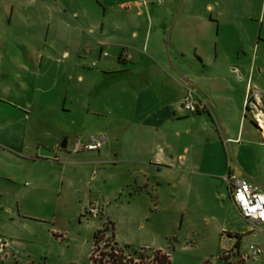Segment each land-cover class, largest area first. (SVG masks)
<instances>
[{"label":"crops","instance_id":"0c3cea01","mask_svg":"<svg viewBox=\"0 0 264 264\" xmlns=\"http://www.w3.org/2000/svg\"><path fill=\"white\" fill-rule=\"evenodd\" d=\"M122 1L119 7L105 6L108 21L103 24L90 23L88 11L80 9L75 15L86 28L75 24L66 12L67 21L59 25L69 34L68 38L62 36L65 48L52 61L61 69L64 66L67 88L65 98L60 100L64 99L65 108L74 85L79 100L72 98L70 103L84 100L82 120L92 123L90 134L76 136L47 116V111L57 109L58 101L38 105V116L33 119L34 98L22 87L20 93L12 95L9 91L0 97V103L22 110L25 116L24 127L20 128V123L14 127L6 118L7 109L0 107V132L12 138L10 144L2 143L22 160L20 181L30 183L34 193L50 187L62 194L69 166L88 167L98 176L112 166L110 160L129 176L121 192L130 197L155 193L158 202L176 201L178 191L186 190L191 198L207 191L210 200L219 201L217 193L223 190L224 202L237 224L229 226L226 218L214 230L231 233L226 250L243 263L244 235L255 230L237 210L226 177L234 174L247 178L264 189V178L253 166L254 148L264 150V130H250L251 138L244 139L246 92H239L229 76L226 56L218 48L211 52L210 39L196 37L200 25L190 28L188 24H176L168 29L161 19L166 9L151 6L153 0ZM124 4L130 7L125 9ZM3 26L1 23L0 29ZM168 30L171 39L174 34L177 37L175 53L169 45L170 56L164 47ZM191 33L195 37L190 61L186 44ZM3 38L0 34L1 47ZM40 53L42 67L45 54ZM188 88L194 91V103L200 99L207 103L205 111L190 114L185 110ZM52 91L48 89V93ZM261 97L264 100V94ZM91 137L105 138L101 150L75 151L78 143H88ZM64 140L66 148H62ZM42 148L51 151L53 157L41 156ZM127 245L132 246V242Z\"/></svg>","mask_w":264,"mask_h":264},{"label":"rangeland","instance_id":"374dc122","mask_svg":"<svg viewBox=\"0 0 264 264\" xmlns=\"http://www.w3.org/2000/svg\"><path fill=\"white\" fill-rule=\"evenodd\" d=\"M147 1L152 3V0ZM122 2L0 0V24H4L0 34L5 43L4 47L0 46V75L4 74L0 78V97L7 96L9 91L12 95L20 93L22 87H26L25 92L33 96L35 102L33 119L38 116V105L58 101L57 109L47 111V116L76 136L89 135L92 123L82 120L84 100H80V103L75 101L73 105L70 103L72 98L79 100L75 86L65 108L64 99L60 100L61 97L65 98L67 88L63 77L64 66L61 69L58 63L52 61L65 48L62 36L67 32L59 25L67 21L66 12L75 24L86 28L75 15L80 9L88 11L90 23L103 24L108 21L105 6L119 7ZM153 2L151 6L166 9L161 19L168 29L176 24H188L190 28L191 25H200L202 29L196 37L210 39L211 52L215 53L218 48L220 54L226 56L229 76L239 92H246L242 113V117L246 116V119L243 118L244 139L251 138L250 130L255 133L260 131L258 128L263 129L257 112L246 110V103L249 96L264 94V0ZM153 21L156 23L155 17ZM169 32L166 33L164 45L167 56L171 53L170 44L174 52L177 39L176 34L171 39ZM194 37L191 33L186 44L190 61L194 56ZM77 47L75 45L74 48ZM41 51L45 54L42 67ZM192 65L195 63L191 62ZM48 89H52V93H48ZM0 107L7 109L9 124L15 127L20 123L19 127H24L22 110L20 112L3 103H0ZM11 140L10 134L0 132V238L11 244L7 253L0 256V264H90L94 234L109 222L114 224L116 242L127 245L129 241L133 248H146L150 253L161 251L168 254L169 264L264 262V224L260 230L244 235L243 263L239 262L236 254L226 250L231 233L214 230L215 225H223L226 218L229 226L237 224L231 208L224 202L223 190L217 193L219 201L210 200L207 191L191 198L186 190L178 191L176 201L158 202L155 193L130 197L121 192L129 176L122 166L115 167L110 160L112 166L104 174L98 172V176H95L96 170L90 172L88 167L69 166L68 182L62 194L50 187L34 193L30 183L26 184L25 179L20 181L22 160L2 143L10 144ZM254 155L256 161L253 166L264 178V150L255 147ZM225 192L229 194L228 190ZM92 203L100 209L97 218L88 215ZM251 246L262 249L263 253L258 259L251 257Z\"/></svg>","mask_w":264,"mask_h":264},{"label":"built area","instance_id":"2783aa9c","mask_svg":"<svg viewBox=\"0 0 264 264\" xmlns=\"http://www.w3.org/2000/svg\"><path fill=\"white\" fill-rule=\"evenodd\" d=\"M155 1L159 4L162 2V0ZM129 7V4L123 5L125 9ZM188 94L189 100H186L183 104L185 110L197 114L208 108L207 103L202 99L197 103L192 101V94H194V91L191 88H188ZM247 109L256 111L257 115L264 113V102L259 93H255L253 97H248L246 103V110ZM104 142V137H91L88 143H78L75 151H99L102 149ZM226 181L230 186L231 198L241 216L251 224L253 230H260L261 226L264 224V189L249 179L239 178L234 174H229L226 177ZM87 212L90 217L97 218L100 209L95 204H92ZM10 248L11 244L6 239L0 238V256L7 253ZM250 250L251 257L256 259L263 253L262 249L256 246H251Z\"/></svg>","mask_w":264,"mask_h":264},{"label":"trees","instance_id":"16d2710c","mask_svg":"<svg viewBox=\"0 0 264 264\" xmlns=\"http://www.w3.org/2000/svg\"><path fill=\"white\" fill-rule=\"evenodd\" d=\"M113 223L105 224L94 234V248L90 264H169L168 254L161 251L150 253L146 248H133L115 241ZM104 245L101 247V244Z\"/></svg>","mask_w":264,"mask_h":264},{"label":"water","instance_id":"95a60500","mask_svg":"<svg viewBox=\"0 0 264 264\" xmlns=\"http://www.w3.org/2000/svg\"><path fill=\"white\" fill-rule=\"evenodd\" d=\"M185 101L186 100H184V102ZM66 147H67V140H64L63 143H62V148H66ZM40 155L44 156V157H53V153L51 151H48L47 149H44V148H42L40 150Z\"/></svg>","mask_w":264,"mask_h":264},{"label":"bare ground","instance_id":"6f19581e","mask_svg":"<svg viewBox=\"0 0 264 264\" xmlns=\"http://www.w3.org/2000/svg\"><path fill=\"white\" fill-rule=\"evenodd\" d=\"M258 121L261 123L263 130H264V113L258 115Z\"/></svg>","mask_w":264,"mask_h":264}]
</instances>
